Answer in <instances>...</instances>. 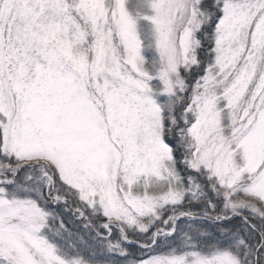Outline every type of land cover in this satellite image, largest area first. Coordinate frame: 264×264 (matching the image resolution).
Listing matches in <instances>:
<instances>
[{"label": "snow or ice", "instance_id": "1", "mask_svg": "<svg viewBox=\"0 0 264 264\" xmlns=\"http://www.w3.org/2000/svg\"><path fill=\"white\" fill-rule=\"evenodd\" d=\"M0 264H264V0H0Z\"/></svg>", "mask_w": 264, "mask_h": 264}]
</instances>
